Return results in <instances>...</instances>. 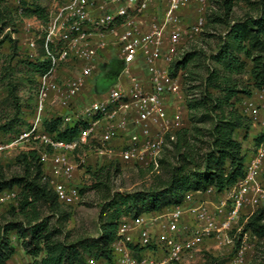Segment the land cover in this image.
Segmentation results:
<instances>
[{"label":"built area","instance_id":"obj_1","mask_svg":"<svg viewBox=\"0 0 264 264\" xmlns=\"http://www.w3.org/2000/svg\"><path fill=\"white\" fill-rule=\"evenodd\" d=\"M12 3L11 37L28 59L46 60L47 67L36 76L32 122L0 142V154L18 146L34 150L42 181L65 205L80 198L75 171L86 153L158 172L168 138L187 125L182 72L171 67L183 41L204 29L210 0H48L44 18L28 11L32 0ZM111 49L122 62L117 80L102 94L86 95ZM50 106L64 111L47 118L78 126L72 138L41 127ZM237 107L258 127L259 138L243 175L222 191L209 186L160 211L127 215L111 243L116 264H181L206 239L229 247L234 238L237 245L220 264L246 263L258 237L244 223L264 209V87L252 88ZM18 200L17 189L0 191V205L17 207Z\"/></svg>","mask_w":264,"mask_h":264},{"label":"trees","instance_id":"obj_2","mask_svg":"<svg viewBox=\"0 0 264 264\" xmlns=\"http://www.w3.org/2000/svg\"><path fill=\"white\" fill-rule=\"evenodd\" d=\"M12 1L0 0V25L9 27L3 36L12 49L8 58L23 56L21 61L27 63L30 73L36 77L46 69L47 61L28 59L22 52L19 39L11 37L10 31H16ZM212 2L216 7L210 8L205 24L208 30L201 38L207 43L209 52L202 46L192 45L181 52L171 67L173 73L182 72V80L186 83L190 124L168 138L159 158V170L149 186L109 196L117 212L123 211L131 217L154 213L181 202L188 192L204 191L209 186L222 191L244 173L247 153L235 133L243 128L244 136L247 135L249 119L239 111L237 102L252 88L264 87V0ZM31 5L29 12L45 17L44 6L37 0H32ZM237 8L241 12L238 13ZM198 68H203V71ZM9 77L6 66L0 79ZM7 85L6 96L17 108L16 85L11 81ZM43 129L54 132L58 138L70 139L77 133L78 126L63 125L60 117H54L44 120ZM258 139L257 135L253 138L254 146ZM16 162L21 166V173L12 175H7L0 163V191L18 190V205H11L8 210L12 215L20 216V219L12 218L0 223V264H6L14 253L8 239L11 233L23 240L32 257L43 252L40 264H88L85 253L93 255L94 261L100 259L116 264L111 243L116 237L119 220L107 223L103 232L90 244L64 242L58 237L61 230L49 225L43 210L63 220L70 213L61 209L62 203L52 188L42 181L38 154L34 150L21 153ZM108 179L107 172L104 180ZM107 198L104 196L102 199ZM244 228L263 238L264 209H256L247 218ZM94 246L96 249L92 252ZM260 264H264V260Z\"/></svg>","mask_w":264,"mask_h":264},{"label":"rangeland","instance_id":"obj_3","mask_svg":"<svg viewBox=\"0 0 264 264\" xmlns=\"http://www.w3.org/2000/svg\"><path fill=\"white\" fill-rule=\"evenodd\" d=\"M41 6H47L48 0H37ZM216 7L212 0H210L207 7V15L210 8ZM192 10V9H191ZM237 12H241L239 8ZM190 11L189 15L192 14ZM157 15L160 16V9L157 10ZM1 26V25H0ZM1 37L4 40L0 43V76L6 66L9 68V78L0 79V142H9L18 136L19 133L25 131L33 120L35 93H36V77L30 73V67L27 63L21 61L23 56H16L8 58L12 49L7 38L3 37L7 32L6 26H1ZM208 29L204 27L201 34L191 40L183 41V50L188 49L194 45L196 47L202 46L206 52H209L207 43L201 38L203 33ZM202 40V41H201ZM213 41H210L212 44ZM213 45V44H212ZM21 54V53H19ZM23 55V54H22ZM106 62L100 65L99 70L94 74L91 81V89L84 91L86 95L92 96L104 93L117 80V75L122 69V62L118 57L115 49L109 50L106 55ZM9 64V65H8ZM214 64V63H212ZM203 71V68H198ZM246 78V77H243ZM16 85L15 94L18 107L16 108L8 99L7 82ZM182 90L185 94L186 83L182 84ZM85 96V95H84ZM86 100L87 98L84 97ZM64 110L57 109L50 106L47 109L46 116L42 119L41 127H43L44 120L49 114H60ZM188 111L186 112V123H189ZM190 124V123H189ZM245 129L240 128L236 130L235 136L241 139L243 149L245 151H252L253 138L258 133V127L248 120L247 135L244 136ZM254 143V141H253ZM26 148L18 146L9 153L0 154V163L4 166L7 175L21 173V166L16 162V157L24 152H29ZM83 152L81 150L79 153ZM247 158V156H246ZM108 172V181L104 180V176ZM157 173V172H156ZM149 169L138 166L119 163L115 160L105 157L87 154L84 161L75 171V182L80 186V198L72 205H61V209L69 211L70 215L66 220L59 219L57 215H51L50 212L43 210L44 215L48 217L49 225H55L59 228L60 233L58 237L66 243L74 241H83L84 244H90L97 239L103 232L104 226L109 222H117L127 216L123 211L117 212V207L110 201V197L123 192L137 190L149 186L154 181V174ZM264 176V170L262 172ZM104 196L109 197L102 199ZM11 203L0 205V223L8 219H20L19 215H12L9 213ZM9 243L14 247V253L6 261V264H40V258L43 252H40L37 257H32L23 245V240L17 237L14 233L8 236ZM237 245L236 238H234L233 245L229 247L219 246L213 239H206L199 246V249L194 252L191 258H185L181 264H216L227 258L228 253ZM96 247H92V252ZM84 256L89 260L93 259L85 253ZM264 260V237L258 238L253 244V247L246 253L245 264H260ZM94 264H108L103 260L98 259ZM220 264V263H219Z\"/></svg>","mask_w":264,"mask_h":264},{"label":"crops","instance_id":"obj_4","mask_svg":"<svg viewBox=\"0 0 264 264\" xmlns=\"http://www.w3.org/2000/svg\"><path fill=\"white\" fill-rule=\"evenodd\" d=\"M105 62H106V60H105ZM105 62H104V63H105ZM104 63H103V64H104ZM251 144H252V146L254 147V143H253V141H252V143H251ZM252 151H253V150H252ZM252 151H246V153H247V155H246V156H249V155L251 154V152H252Z\"/></svg>","mask_w":264,"mask_h":264}]
</instances>
